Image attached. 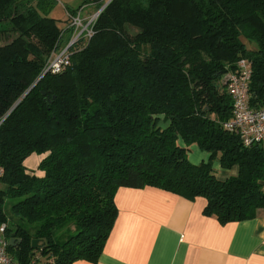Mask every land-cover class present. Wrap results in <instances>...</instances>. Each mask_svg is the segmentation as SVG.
Instances as JSON below:
<instances>
[{
    "label": "trees",
    "instance_id": "obj_1",
    "mask_svg": "<svg viewBox=\"0 0 264 264\" xmlns=\"http://www.w3.org/2000/svg\"><path fill=\"white\" fill-rule=\"evenodd\" d=\"M45 2L0 0V226L15 261L97 263L121 188L203 197L222 225L264 210V144L245 147L223 126L224 80L241 59L250 107L264 108V0H112L57 75L43 71L72 30L39 13ZM192 145L209 161L192 164ZM34 154L41 175L26 166ZM216 160L237 174L218 179Z\"/></svg>",
    "mask_w": 264,
    "mask_h": 264
},
{
    "label": "crops",
    "instance_id": "obj_2",
    "mask_svg": "<svg viewBox=\"0 0 264 264\" xmlns=\"http://www.w3.org/2000/svg\"><path fill=\"white\" fill-rule=\"evenodd\" d=\"M93 8L83 7L84 17L94 14ZM191 148L197 155L199 147ZM35 158L28 170L41 175V158ZM213 168L220 180L237 174V168L228 171L214 163ZM115 202L118 218L94 264H264V210L254 219L222 225L217 217L204 215L203 197L189 201L153 187L121 188Z\"/></svg>",
    "mask_w": 264,
    "mask_h": 264
},
{
    "label": "built area",
    "instance_id": "obj_3",
    "mask_svg": "<svg viewBox=\"0 0 264 264\" xmlns=\"http://www.w3.org/2000/svg\"><path fill=\"white\" fill-rule=\"evenodd\" d=\"M112 0H107L100 10L86 18L83 10L76 15H70L68 28L72 30L69 40L59 42L46 62L43 75L61 74L71 66L73 54L83 49L95 35L94 25ZM252 63L248 59H241L236 69L230 71L224 80L226 90L232 99V117L224 123V128L240 137L245 147L264 144V108L250 107V83L252 78ZM4 169L0 167V178ZM7 225L0 226V264H20L8 254V243L5 239Z\"/></svg>",
    "mask_w": 264,
    "mask_h": 264
},
{
    "label": "rangeland",
    "instance_id": "obj_4",
    "mask_svg": "<svg viewBox=\"0 0 264 264\" xmlns=\"http://www.w3.org/2000/svg\"><path fill=\"white\" fill-rule=\"evenodd\" d=\"M82 5H83V0H48V2H45L44 5L42 6L43 10H39V13L42 16H46L48 18L56 19L58 21L59 27L62 29V28H65V26H66V21L68 19V11L77 10ZM81 10L84 11V9H81ZM95 12H97L95 8H93L90 11L91 14L95 13ZM5 28L10 29V27H7V26H5ZM134 32L135 31L133 29H130V33L133 34ZM12 37H13V35H12ZM246 42H248V41H246ZM187 149H188V159L192 164L199 165L202 162H207L209 160L210 154L208 152L203 151L200 148H195L197 155H195V154L192 155L194 150L191 147H189ZM35 156L37 158H42L41 156H38L36 154L32 155L31 157H29L26 160L27 168H29L31 165L30 161L36 160ZM216 165H219L218 160L214 161V166H216Z\"/></svg>",
    "mask_w": 264,
    "mask_h": 264
},
{
    "label": "water",
    "instance_id": "obj_5",
    "mask_svg": "<svg viewBox=\"0 0 264 264\" xmlns=\"http://www.w3.org/2000/svg\"><path fill=\"white\" fill-rule=\"evenodd\" d=\"M30 91H31V89L29 90V92H30ZM19 103H20V102H18V104H19ZM18 104H17V105H18ZM14 241H15V239H11V240H10V244L14 243ZM37 245H38V241H37V240H34V241H33V247L36 248Z\"/></svg>",
    "mask_w": 264,
    "mask_h": 264
}]
</instances>
